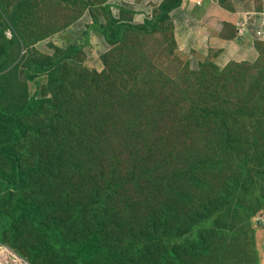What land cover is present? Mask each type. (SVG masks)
I'll return each mask as SVG.
<instances>
[{
  "label": "trees",
  "instance_id": "16d2710c",
  "mask_svg": "<svg viewBox=\"0 0 264 264\" xmlns=\"http://www.w3.org/2000/svg\"><path fill=\"white\" fill-rule=\"evenodd\" d=\"M182 1L162 0L153 5L151 16L134 22L133 9L121 6L115 15L109 0H65L64 5L57 2L58 8L72 11L63 13L69 16L61 24L40 18L45 0H0V71L16 61L14 72L23 76V87L14 91L0 79V158L8 165V171L0 167V242L7 241L16 223L27 221L33 229L29 241H17L26 245L32 262L41 257L44 264H91L102 257L108 264H260L252 218L264 208V41L257 42L253 61L220 66L213 55L205 57L199 69L190 70L196 85L191 80L180 85L147 56L144 37L164 31L167 45L178 49L171 11ZM219 1L233 7L230 0ZM86 10L92 21L81 32L82 42L53 45L50 53L35 46L43 37L35 26L58 31ZM91 31L110 46L101 54V70L83 65ZM41 78L48 81L50 96L30 94L26 82L39 84ZM84 106L93 107L89 126L97 135L110 125L119 128L118 136L126 128L172 136L168 158L179 163V181L167 182L172 190L166 202L133 223L101 212L100 204L92 211L96 227L81 237L48 223L33 200L18 198L14 209L5 211L12 194L28 185L31 171H43L40 162L26 167L19 147L51 133L47 143L53 142L57 128L68 118L77 119L73 110ZM74 128L78 125L63 137L81 140L85 134ZM48 157L55 163L64 159L59 151ZM105 229L136 248L104 247ZM39 236L45 240L35 244Z\"/></svg>",
  "mask_w": 264,
  "mask_h": 264
},
{
  "label": "rangeland",
  "instance_id": "374dc122",
  "mask_svg": "<svg viewBox=\"0 0 264 264\" xmlns=\"http://www.w3.org/2000/svg\"><path fill=\"white\" fill-rule=\"evenodd\" d=\"M116 1L119 3H114L115 8H112L115 15L119 14V7L123 6L120 3H124L127 7L133 4L128 0ZM45 2L48 5L40 13L42 20L47 23L57 20L61 24L67 21L65 18L69 15L63 13L71 9L64 10L57 6V2L64 5L65 0H45ZM76 6L79 10L82 8V5ZM77 8L74 11H77ZM88 12L86 11L84 14ZM78 20L58 31L52 28L44 30L40 26H35L39 34L43 35L42 38L37 39L35 46L43 52L50 53L53 51V45L64 46L68 42H81L77 28L75 31L73 29L74 33L69 31ZM163 32L158 36L147 35L144 37L147 56L153 57L155 65L164 69L180 85L191 80V85L195 86L196 76L190 70H197L199 63L204 58L195 51H192V57L180 51L179 48L173 52L167 45L170 43V39L167 33ZM174 35L176 38L175 24ZM93 36L92 33L91 38ZM162 43L165 44L161 46ZM105 44L104 39L99 37L93 41L92 49L86 45L83 65L90 69L101 70L104 64L101 60L103 52L101 54L100 52L104 50ZM23 52L24 50H22ZM16 63L13 61L0 71L1 84L9 91L23 87L21 72L19 70L14 72ZM26 84L31 95L37 94V97L51 95V87L45 78H41L39 84L34 82H26ZM164 94V92L159 93L162 98ZM54 105L58 106V103L56 102ZM81 108L73 110L77 119L68 118L61 127L57 128L59 134L53 142L47 143L51 133L49 138H37V141L31 142V145L19 147L20 153L24 155L23 164L33 169L40 162L43 171L34 168L28 179V185L23 190L14 192L4 207L5 211L11 212L18 198L25 201L33 200L40 205L48 223L62 226L63 229L70 230L77 237H81L82 234L96 227L92 211L98 210L100 204L104 205L101 212L107 210L112 214L115 213L119 219L133 223L141 219L140 217L152 214L160 203H165L172 190L166 186L173 181H179V163L168 158L172 136L164 135L163 131L148 134L149 132L136 128H126L118 136L119 128L113 130L108 125L102 132L105 135L102 138V133L97 135L89 126L91 122L89 114H93V107L84 106ZM52 114L57 113L52 112ZM72 124H77L81 133L85 134L81 140H76L75 137H63V135L66 136L67 130ZM78 129L74 128L75 131ZM177 150L183 152L179 147ZM57 151L64 157L63 160L57 161L58 164L48 157ZM50 163L53 164L52 171H44ZM0 167L8 171V165L3 163L1 158ZM168 181L169 183H167ZM147 219L143 218V220ZM258 221L260 224H257ZM252 222L255 229V246L260 259L259 263L264 264V208L257 211ZM14 229L7 235V241L0 243L27 264H44L46 261L41 257H36V262H32L26 245L17 241V239L26 238L28 240L30 231L33 230L31 224L27 221L16 223ZM44 240L45 237L39 236L34 243L41 244ZM13 242L18 243L17 248L12 246ZM101 243L104 247L122 252L133 251L136 248L125 240H121L111 229L101 232ZM91 264L108 263L99 257ZM159 264L173 263L160 261Z\"/></svg>",
  "mask_w": 264,
  "mask_h": 264
},
{
  "label": "crops",
  "instance_id": "0c3cea01",
  "mask_svg": "<svg viewBox=\"0 0 264 264\" xmlns=\"http://www.w3.org/2000/svg\"><path fill=\"white\" fill-rule=\"evenodd\" d=\"M109 1L112 4L111 8H115L114 3H119L116 0ZM128 1L133 2L128 8L134 10V22H142L145 17L152 14L153 5L162 2V0ZM230 1L232 8L224 7L219 0H183L178 7L174 8L171 14L180 51L187 53L190 57H192V51L202 58L213 55L214 61L220 66L232 60H255L258 55L256 44L261 42V39L256 37L255 30L264 28V0ZM91 21L92 17L88 12L69 31L74 33L77 28L82 42L81 32ZM242 23L244 28L239 31L238 25ZM92 33L93 38H91ZM99 37L103 38L94 31L90 32L89 49L93 48V41ZM105 43V48L100 54L110 47L106 41Z\"/></svg>",
  "mask_w": 264,
  "mask_h": 264
},
{
  "label": "built area",
  "instance_id": "2783aa9c",
  "mask_svg": "<svg viewBox=\"0 0 264 264\" xmlns=\"http://www.w3.org/2000/svg\"><path fill=\"white\" fill-rule=\"evenodd\" d=\"M240 30L242 28L240 27ZM255 35L261 37L264 40V29L255 30ZM0 264H27L25 261H21L17 255L12 251H8L2 243H0Z\"/></svg>",
  "mask_w": 264,
  "mask_h": 264
},
{
  "label": "clouds",
  "instance_id": "9594fccd",
  "mask_svg": "<svg viewBox=\"0 0 264 264\" xmlns=\"http://www.w3.org/2000/svg\"><path fill=\"white\" fill-rule=\"evenodd\" d=\"M240 27H241L242 30H243V28H244V24L242 23V24H239V25H238V30H239V31H241V30H240ZM256 37H257V36H256ZM257 38H259V37H257ZM259 39H261V41H264L262 38H259Z\"/></svg>",
  "mask_w": 264,
  "mask_h": 264
},
{
  "label": "water",
  "instance_id": "95a60500",
  "mask_svg": "<svg viewBox=\"0 0 264 264\" xmlns=\"http://www.w3.org/2000/svg\"><path fill=\"white\" fill-rule=\"evenodd\" d=\"M257 224H260V221H258V223Z\"/></svg>",
  "mask_w": 264,
  "mask_h": 264
}]
</instances>
